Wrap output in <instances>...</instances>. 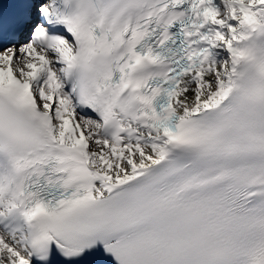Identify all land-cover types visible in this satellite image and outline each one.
Segmentation results:
<instances>
[{"label":"snow or ice","instance_id":"1","mask_svg":"<svg viewBox=\"0 0 264 264\" xmlns=\"http://www.w3.org/2000/svg\"><path fill=\"white\" fill-rule=\"evenodd\" d=\"M0 264H264V0H0Z\"/></svg>","mask_w":264,"mask_h":264}]
</instances>
